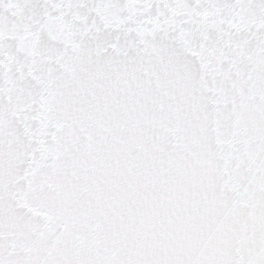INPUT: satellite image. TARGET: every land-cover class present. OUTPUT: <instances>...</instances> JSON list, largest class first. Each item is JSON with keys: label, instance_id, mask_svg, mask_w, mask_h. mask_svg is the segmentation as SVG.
<instances>
[{"label": "snow or ice", "instance_id": "obj_1", "mask_svg": "<svg viewBox=\"0 0 264 264\" xmlns=\"http://www.w3.org/2000/svg\"><path fill=\"white\" fill-rule=\"evenodd\" d=\"M0 264H264V0H0Z\"/></svg>", "mask_w": 264, "mask_h": 264}]
</instances>
